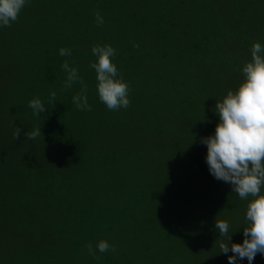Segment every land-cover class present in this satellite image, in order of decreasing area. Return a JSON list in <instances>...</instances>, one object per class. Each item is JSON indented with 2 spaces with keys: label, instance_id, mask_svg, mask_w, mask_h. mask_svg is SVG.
Wrapping results in <instances>:
<instances>
[{
  "label": "trees",
  "instance_id": "trees-1",
  "mask_svg": "<svg viewBox=\"0 0 264 264\" xmlns=\"http://www.w3.org/2000/svg\"><path fill=\"white\" fill-rule=\"evenodd\" d=\"M51 1L28 0L11 27L0 26L8 73L0 74V264H154L155 243L167 264L201 251L203 264H229L233 253L220 243H243L252 197L210 173L201 141L215 133L217 101L243 82L253 43L264 45V0ZM97 44L117 50L126 109L99 99L89 66ZM61 47L72 55L61 57ZM65 60L93 92L91 111L73 103L80 84L64 89ZM36 97L40 116L28 106ZM36 127L41 135L29 140ZM216 218L235 221L234 232L220 236ZM102 239L115 251L100 253Z\"/></svg>",
  "mask_w": 264,
  "mask_h": 264
},
{
  "label": "clouds",
  "instance_id": "clouds-1",
  "mask_svg": "<svg viewBox=\"0 0 264 264\" xmlns=\"http://www.w3.org/2000/svg\"><path fill=\"white\" fill-rule=\"evenodd\" d=\"M28 0H0V26L11 27L19 18ZM95 19L98 26L104 24V18L97 10ZM139 48V44L134 45ZM96 61L89 66L96 72L97 92L99 99L110 111L128 108L129 84L120 75L113 57L117 50L111 44H97L92 48ZM61 57L72 55V50L61 47ZM66 73L64 89H70L74 84H80V91L73 96V103L78 110L91 111L88 103V85L80 76L78 67H73L68 60L62 64ZM244 80L237 90H229L222 101H217L215 112L219 116L214 135L202 138L207 146L206 162L210 173L217 179L231 183L233 192L242 200L249 201L246 210L247 226L244 227L243 243H220L221 253L229 251V264H237V260L247 259L252 264L256 255H264V45L254 42L251 48V60L243 67ZM56 92L52 91L49 103L56 100ZM33 115L40 116L46 111L45 103L39 98H33L28 105ZM21 129L17 128L14 140H18ZM41 135V128L36 127L26 133L29 140H35ZM215 227L220 236H228L229 223L217 219ZM231 241V237H229ZM87 252L94 259L96 249L100 253L115 251L107 240H100L93 248L92 243L85 245Z\"/></svg>",
  "mask_w": 264,
  "mask_h": 264
},
{
  "label": "rangeland",
  "instance_id": "rangeland-1",
  "mask_svg": "<svg viewBox=\"0 0 264 264\" xmlns=\"http://www.w3.org/2000/svg\"><path fill=\"white\" fill-rule=\"evenodd\" d=\"M54 1H55V0L51 1L49 4H52ZM45 2H49V0H45ZM20 14L22 15V12H21ZM2 70H3V68L0 67V74H5V73H7V71H2ZM7 77H8V73H7ZM7 77H6V78H7ZM3 79H5V78H3ZM87 95H88V101H92V100L95 99V98H92V97L94 96V95H93V92H90V93H88ZM206 98L208 99V102L204 103V105L202 106V108H203L207 103H210V104H211L209 97H206ZM52 162H53V163H56L57 160L53 157V158H52ZM165 169H169V170H172L173 172H176V170H174V169H172V168H168V167H165V168L162 169L161 171L164 172ZM167 173H168V172H167ZM178 206H179V204L176 203V204H175V208H176L177 210H178ZM196 206H197V208H198V207L200 206V203H197ZM227 222H228L229 225H230V227H229V233L231 234V233H232V230H233V232H234V229H235L237 223H235V221H232V222H234V223H230L229 221H227ZM128 232H131V233H137L138 230H136V229H129ZM145 234H146L145 237H148V235H149V231H145ZM136 242H137V241H136ZM225 243H226V241H225ZM152 250L154 251V255L151 257V261H152V263H154V264H167V262L170 260V259H169L170 256H167V255H165V254H162V252H161L162 247H160L159 245H156V243H155V246L152 247ZM205 254H206L205 252L201 251V254L197 255V258H196V260H195L194 262H193V261H190V262H188L187 264H203L204 256L206 257ZM180 256L182 257L183 262H184V259H186V261H187V259L189 258L188 255H187V250H186V249H182V250H181V252H180ZM10 258H11V257H10ZM10 258H9V259H10ZM190 258L193 259L192 257H190ZM3 260H5V259H2V261H3ZM3 264H6V263H3ZM183 264H185V263H183ZM205 264H209V263L206 262ZM242 264H244V263H242Z\"/></svg>",
  "mask_w": 264,
  "mask_h": 264
}]
</instances>
